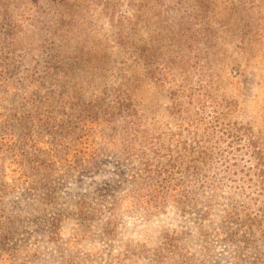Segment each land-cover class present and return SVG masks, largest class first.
Masks as SVG:
<instances>
[{"label": "rangeland", "instance_id": "obj_1", "mask_svg": "<svg viewBox=\"0 0 264 264\" xmlns=\"http://www.w3.org/2000/svg\"><path fill=\"white\" fill-rule=\"evenodd\" d=\"M0 264H264V0H0Z\"/></svg>", "mask_w": 264, "mask_h": 264}]
</instances>
